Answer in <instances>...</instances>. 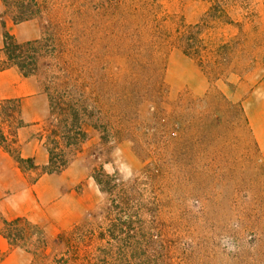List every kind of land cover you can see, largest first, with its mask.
I'll return each instance as SVG.
<instances>
[{"label": "rangeland", "instance_id": "1", "mask_svg": "<svg viewBox=\"0 0 264 264\" xmlns=\"http://www.w3.org/2000/svg\"><path fill=\"white\" fill-rule=\"evenodd\" d=\"M35 1L15 39H43L30 76L43 92L67 83L87 107V138L63 171L88 210L63 232L10 227L30 264H264V148L235 90L254 88L264 0ZM7 5L1 34L20 10ZM55 124L48 111L26 137L46 148ZM94 171L116 175L118 194Z\"/></svg>", "mask_w": 264, "mask_h": 264}, {"label": "crops", "instance_id": "2", "mask_svg": "<svg viewBox=\"0 0 264 264\" xmlns=\"http://www.w3.org/2000/svg\"><path fill=\"white\" fill-rule=\"evenodd\" d=\"M6 30L18 39V24L5 20ZM259 39V31L256 32ZM3 44L0 33V47ZM256 81L253 91L235 89L242 102L258 144L264 148V56L255 60ZM260 71V74H259ZM0 98L19 99L24 127L17 130L19 153L24 159L31 158L35 166L46 165L48 152L38 140L28 139L25 125L43 121L48 115V101L37 80L24 77L11 67L0 72ZM32 169H20L17 161L0 147V264H30L32 256L22 248L11 245L4 234V222L18 218L45 233L63 232L81 224L86 217L88 205L84 193L71 188L80 179L69 178L65 171L58 174H43L32 178Z\"/></svg>", "mask_w": 264, "mask_h": 264}, {"label": "trees", "instance_id": "3", "mask_svg": "<svg viewBox=\"0 0 264 264\" xmlns=\"http://www.w3.org/2000/svg\"><path fill=\"white\" fill-rule=\"evenodd\" d=\"M7 8L8 0H0ZM29 7L38 9V4L35 0H29ZM20 10L18 13L12 15V22L14 24L32 18L35 14L32 10L29 14H25L23 8L26 7L24 0H16ZM4 27V23H2ZM2 53L3 60L0 61V72L14 67L18 69L20 74L24 77L33 75L37 70L38 56L35 50L41 46L43 39L19 43L15 37L4 29L2 33ZM60 87L54 89H44L47 96L49 117L56 120V124L45 130V147L48 152V162L41 167V174H58L62 172L68 164L69 154H74L82 143L86 140V123L84 117L88 113L86 105L81 103L76 94L80 95V91L76 88L69 87L65 83ZM77 90V91H76ZM2 105H11V108L4 109ZM0 116L4 117L8 126V130L4 131L0 125V147L11 154L17 161L20 169L36 170L37 167L31 158L24 159L20 156L17 144V130L24 127L21 119V108L19 99H1L0 98ZM41 139V137H40ZM106 180L99 179L92 175L99 190L106 195L113 196L118 194V178L116 175H107L102 173ZM29 225L26 220L18 218L10 222H4V234L13 243L12 235L8 233V229L14 225Z\"/></svg>", "mask_w": 264, "mask_h": 264}]
</instances>
